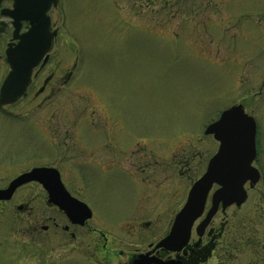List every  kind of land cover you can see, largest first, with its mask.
I'll return each instance as SVG.
<instances>
[{
  "label": "rangeland",
  "instance_id": "rangeland-1",
  "mask_svg": "<svg viewBox=\"0 0 264 264\" xmlns=\"http://www.w3.org/2000/svg\"><path fill=\"white\" fill-rule=\"evenodd\" d=\"M50 16L54 86L76 67L46 103L30 96L0 110V188L59 166L95 218L113 223L132 211L144 177L148 188L186 193L217 151L206 127L234 105L254 117L264 148V0H62ZM6 74L0 64V86ZM108 131L138 183L97 165L111 153L89 146ZM44 197L29 186L0 203V264H86L64 238L39 231ZM23 201L33 215L16 211Z\"/></svg>",
  "mask_w": 264,
  "mask_h": 264
},
{
  "label": "flooded vegetation",
  "instance_id": "flooded-vegetation-1",
  "mask_svg": "<svg viewBox=\"0 0 264 264\" xmlns=\"http://www.w3.org/2000/svg\"><path fill=\"white\" fill-rule=\"evenodd\" d=\"M13 6V0H3L0 4V51L3 50V54H0V64L6 66V76L9 68L5 52L13 43L14 29L13 20L2 12L13 9ZM28 29V24L22 23L21 34L26 33ZM54 29L52 23V30ZM55 43L56 40L54 45ZM51 65L50 54L48 62L34 70L26 98L32 96L34 101H37L44 96L46 99L42 103H46L70 83L75 67L60 78L59 86H54L57 70H52ZM43 76L44 79H42ZM3 109L0 108V110ZM104 125L102 127L106 130ZM108 134L110 137L108 136L106 142L89 146V148L95 146L99 148L104 145L111 153L102 165L99 163L97 165L103 170L113 169L118 165L138 183L137 175L131 174L121 166V143L118 138L111 137L110 131ZM258 134L257 128V136ZM216 145L217 153L219 143L216 142ZM130 146H132L131 156L134 145ZM255 148L256 154L250 169L245 174L247 178L242 185V195L218 201V193L222 190V186L213 184L203 205L184 213L182 224L178 229H174L175 223L178 216L187 208L190 190L206 173L208 163L216 153L209 159L205 169L193 180L186 193L181 192L176 195L160 186L157 189L148 188L149 186L144 184L147 178H142L139 184L145 186L146 190H142L132 211L113 223H106L103 219L95 218L92 208L81 200L79 187L65 183L64 178L69 179V177L65 176L59 166H47V168L57 170L67 192L90 207L93 214L90 220L77 224L71 222L57 206L49 204L47 192L38 182L27 184L18 190L29 186L41 189L45 194L42 204L50 213L47 217H41V222L44 224L40 226L39 231L64 238L68 248L84 257L86 264H264V148L257 137ZM64 157L67 161L71 155L66 154ZM9 184L0 190L7 189ZM159 194H164V198H159ZM30 202L23 201L16 205V211L33 215L35 208ZM0 203L4 204V202ZM41 218L35 221L37 225L40 224ZM40 232L33 231L32 235L38 237L37 235L42 234Z\"/></svg>",
  "mask_w": 264,
  "mask_h": 264
},
{
  "label": "water",
  "instance_id": "water-1",
  "mask_svg": "<svg viewBox=\"0 0 264 264\" xmlns=\"http://www.w3.org/2000/svg\"><path fill=\"white\" fill-rule=\"evenodd\" d=\"M3 0H0V4ZM12 10H4L3 15L13 20V42L6 50L10 72L0 89V108L16 104L27 95L34 69L48 62L53 50L57 31L51 30V8H56L60 0H13ZM22 23L29 29L21 34ZM256 122L245 113L242 105L224 111L219 120L207 127L205 135H213L220 143L217 155L210 161L206 174L193 186L186 210L180 214L175 228L182 224L184 213L203 205L213 184L222 186L218 201L231 196L242 195V185L246 181V171L256 154ZM38 182L47 192L49 204L57 206L74 224L83 223L92 217L91 210L74 199L62 184L59 172L50 168H36L0 190V202L10 201L23 185ZM176 232V230H174Z\"/></svg>",
  "mask_w": 264,
  "mask_h": 264
}]
</instances>
